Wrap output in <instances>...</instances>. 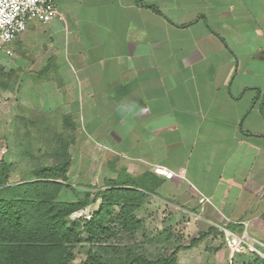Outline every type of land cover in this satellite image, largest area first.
Wrapping results in <instances>:
<instances>
[{
	"label": "crops",
	"instance_id": "0c3cea01",
	"mask_svg": "<svg viewBox=\"0 0 264 264\" xmlns=\"http://www.w3.org/2000/svg\"><path fill=\"white\" fill-rule=\"evenodd\" d=\"M58 3L0 51L1 90L74 139L68 176L95 164L145 194L135 213L199 219L179 264H264V0Z\"/></svg>",
	"mask_w": 264,
	"mask_h": 264
},
{
	"label": "trees",
	"instance_id": "16d2710c",
	"mask_svg": "<svg viewBox=\"0 0 264 264\" xmlns=\"http://www.w3.org/2000/svg\"><path fill=\"white\" fill-rule=\"evenodd\" d=\"M148 6L161 14L157 7ZM73 141L61 138L59 149L52 155L54 162L43 166L36 178L21 183L10 182L12 164L0 160V264H70L74 257L71 245L81 235L70 217L99 199L100 208L84 226L91 238L109 230L116 208L121 210L119 217L124 220V229L135 230L138 221L133 214L145 199V194L136 188L119 187L108 181L95 200L89 195L74 202L59 199L62 189L70 188L59 181H69L72 163L69 149ZM83 264L112 263L90 251ZM118 264H179V261L174 254L155 259L137 255Z\"/></svg>",
	"mask_w": 264,
	"mask_h": 264
},
{
	"label": "rangeland",
	"instance_id": "374dc122",
	"mask_svg": "<svg viewBox=\"0 0 264 264\" xmlns=\"http://www.w3.org/2000/svg\"><path fill=\"white\" fill-rule=\"evenodd\" d=\"M8 79V76L0 72V151L7 148V153L0 160L12 164L10 182L15 184L36 178L43 166L53 163L52 155L59 149L61 138H68L70 134H56L52 128L49 129L48 116L42 117L36 113L23 115L24 110L15 103L16 93L1 90L2 81ZM89 140L93 142L95 139ZM78 151V147L73 148L75 160L80 162L81 155ZM92 166L93 169L82 171L76 162L69 181H59L70 186L62 189L59 195L61 201L74 202L80 198L85 199L87 195L95 200L101 194L105 189L103 180L97 175L96 165ZM95 211L97 202L70 217L71 224L81 233L79 239L71 245L74 257L70 264H83L90 251L112 264L128 261L137 255L150 259L163 257L181 243L189 244L196 236L195 228L200 222L196 217L175 219L160 214V211L147 212L143 208L133 214L138 221L135 230L126 231L124 220L119 217L121 210L116 208L111 216L109 230L91 238L84 231V226ZM261 242V256L264 258V239ZM194 251L195 249L186 251V254L191 255Z\"/></svg>",
	"mask_w": 264,
	"mask_h": 264
},
{
	"label": "built area",
	"instance_id": "2783aa9c",
	"mask_svg": "<svg viewBox=\"0 0 264 264\" xmlns=\"http://www.w3.org/2000/svg\"><path fill=\"white\" fill-rule=\"evenodd\" d=\"M57 17L63 18L58 0H0V51L11 54L10 45L28 29L31 21L49 23ZM6 153L7 148H2L0 158ZM154 171L166 178L176 176L174 171L164 166H156ZM245 238L246 235L229 238L226 234L227 244L233 253L241 251Z\"/></svg>",
	"mask_w": 264,
	"mask_h": 264
}]
</instances>
